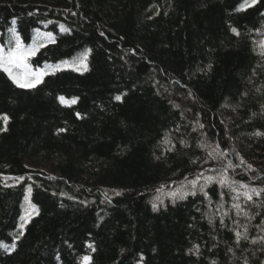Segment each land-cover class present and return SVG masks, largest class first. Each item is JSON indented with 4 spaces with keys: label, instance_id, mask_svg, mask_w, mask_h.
<instances>
[{
    "label": "trees",
    "instance_id": "trees-1",
    "mask_svg": "<svg viewBox=\"0 0 264 264\" xmlns=\"http://www.w3.org/2000/svg\"><path fill=\"white\" fill-rule=\"evenodd\" d=\"M243 5L0 0V46L43 44L27 63L47 73L0 71V243L23 232L0 264H264V0Z\"/></svg>",
    "mask_w": 264,
    "mask_h": 264
},
{
    "label": "snow or ice",
    "instance_id": "snow-or-ice-1",
    "mask_svg": "<svg viewBox=\"0 0 264 264\" xmlns=\"http://www.w3.org/2000/svg\"><path fill=\"white\" fill-rule=\"evenodd\" d=\"M259 2V0H244V5H243V9L246 10L247 8H251L253 6H255L257 3ZM157 15L159 14V12L156 13ZM29 15H32V13H29ZM151 19V17H149ZM13 23H15V20L13 21ZM61 28L63 29V26L61 25ZM66 30V29H64ZM9 31H13V29H9ZM232 31L234 33H236L237 35H239V33L237 32V29L232 28ZM101 36L104 35L103 32L100 33ZM46 36L49 40V43H55V38L53 37L52 33H46ZM43 44L37 45L35 43H33L31 46L29 47H25L24 44L22 43V41L20 40V38L17 36L15 39V43L14 46H11L8 48L7 51H5L3 46H0V71H2L3 73H5L8 78L12 81L13 84H15L17 87L22 88V89H32L35 88L38 84L43 82V77L45 75H47L46 72L44 71H38V72H32L30 69V65L27 63L28 59L32 56H35L37 51L39 50L40 47H43ZM259 48H260V52L259 54L261 56H264V41H261L259 43ZM86 60H87V56H83L81 58L78 59L77 63L80 67L87 68L86 65ZM211 66L209 65V68ZM23 70V71H21ZM115 99L117 101H121L122 97L121 96H116ZM61 102H65V98L64 97H60ZM71 103H75V100H72ZM80 114L77 113V116H79ZM0 120L3 121V127H0V132L2 131H7V125L9 122V117L4 114V115H0ZM201 127H203V125H201ZM59 131H65L64 129H60ZM255 135L260 136V135H264V133H260V132H256ZM170 150V149H169ZM209 155L211 156L212 153H209ZM241 163H244V161L241 159ZM229 168H234V166L229 163L228 164ZM249 168H251V165H249ZM19 181H23L24 177H18L16 178ZM30 179V177H29ZM198 179L197 180H192L189 183L192 186V190L188 191L185 190L184 188L181 189H177L175 192H172L171 195V199L173 201V203L177 202V201H182L185 200L187 198V196L189 195H196V187L198 184ZM215 181V178L212 176H208L205 178V185L213 183ZM218 183L221 184L222 186L228 187L230 186L229 184V179L227 176H223L221 175V177L218 180ZM205 185H201L199 190L201 192L204 191V187ZM163 187V186H162ZM27 193L31 194L32 192V187L29 186L26 189ZM157 191H160V189H157ZM253 192H256L255 189H253ZM257 195H259V192H256ZM116 195L119 196L121 195L120 192H116ZM105 196L107 197V193H105ZM248 200H252V196L249 195ZM25 201H29V195H25L24 197ZM110 202V201H109ZM163 205V201L160 199V197H156L153 201H151V207L153 209V211H157L159 209V207ZM31 206V205H30ZM34 207V206H31ZM235 208L239 209L240 205H234ZM31 212H27L25 217H21L22 220H25L31 216ZM245 215H247V213H245ZM21 229H23L24 224L22 223L20 225ZM23 235V232L21 231L19 233V235H17L16 237L13 238V242L11 245H7V244H3L0 243V247L4 248L6 251H14L16 248V243L15 241L19 240L20 236ZM236 237H237V243L239 244L240 242V238H241V233L240 232H236ZM244 239H247L246 236L243 237ZM261 242H264V237L260 238ZM256 240H253L252 243H256ZM89 248H92V250L94 251L95 249L93 248L92 244L88 245ZM196 249V252L194 254H199V245L194 246ZM189 251H192L191 249ZM229 251H231V249H229ZM140 264H142L143 261V255L140 256ZM82 264H91V257L85 255L82 258ZM213 264H215V262H213ZM245 264H248L247 259L245 260Z\"/></svg>",
    "mask_w": 264,
    "mask_h": 264
},
{
    "label": "rangeland",
    "instance_id": "rangeland-1",
    "mask_svg": "<svg viewBox=\"0 0 264 264\" xmlns=\"http://www.w3.org/2000/svg\"><path fill=\"white\" fill-rule=\"evenodd\" d=\"M43 171H45V172H49L47 169H44Z\"/></svg>",
    "mask_w": 264,
    "mask_h": 264
}]
</instances>
